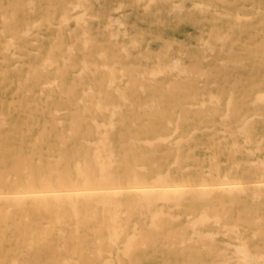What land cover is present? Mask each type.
<instances>
[{"label":"rangeland","instance_id":"374dc122","mask_svg":"<svg viewBox=\"0 0 264 264\" xmlns=\"http://www.w3.org/2000/svg\"><path fill=\"white\" fill-rule=\"evenodd\" d=\"M19 1L0 0V51L9 38V32L1 31V8L9 4L15 6ZM62 1L75 4L67 13L65 23L66 15L60 6ZM24 2L36 7L37 11L33 14L24 11L20 18L23 21L32 16L31 20L38 22V28L32 29L34 34L31 33L19 51L10 50V54L15 55L9 61L2 60L0 54V113L10 117L13 125L2 129L11 136L7 140L0 138V177L14 175L17 168L24 165H33L38 166L34 172L42 176L48 175L50 169L59 173L71 171L75 183L76 166L83 159L80 155L74 158L72 155L82 146L84 133L92 128L93 132L110 133L117 161L112 168L115 175L126 174L128 165L149 167L154 171L148 182L138 185L145 187L142 191L149 190L146 186L152 189L154 185H161L159 178L165 177L167 171L174 179L173 185L192 189L200 185L199 191L194 187L197 194L187 192L182 186L184 192L181 193L186 194L182 197H179L180 192L164 195L150 191L153 195H148L149 191L145 193L144 190L143 195L141 190L128 189L130 191L112 198L115 200L113 205L102 201V197L75 198L79 217L73 214L74 204L68 202L63 210L72 213L61 220L54 213L40 210L38 221L32 224L34 236L44 239L50 235L47 242L54 248V251H47L41 261L51 262L48 257L51 254L55 264H65L64 261L70 264H240L236 248L245 246L258 264H264V165L261 164L264 163V103H257V94L264 95V0ZM76 5L82 7L76 8ZM83 13L86 14L85 22L80 23ZM86 40L90 43L86 44ZM71 50H74V66L63 80L67 87L79 79L82 63L90 64L89 75L84 80L86 86L91 78L102 79V52L108 62H119V70L140 72L150 97L158 100L165 97L172 101L181 96V102L163 110L139 111L141 120L136 119V113L125 111L116 114L110 126L88 125L80 129L71 126L76 113L63 110L59 114L60 123L52 125L48 123L49 112L62 103L58 92L49 98L45 87L46 82L53 80L52 72L38 79V88L33 95L25 97L32 111L21 108L24 97L19 86L29 68L33 65L40 68L50 58L58 59L62 65ZM247 57L251 62L249 65L237 64L234 60ZM182 71L188 74L184 78L191 76L188 82L199 90L197 99L205 100L208 94L223 96L221 105L214 108L208 104L199 109L188 89L184 88L183 76L180 77ZM198 72L203 74L202 78L195 75ZM130 80V75L123 77L121 87L135 97ZM229 95L233 96L235 110L226 107ZM34 100H38V111L33 109ZM149 115L169 116L173 118V126L160 119L150 120L147 124L145 117ZM31 117L34 123L27 126L25 122ZM177 122L180 128L174 133ZM76 129L80 134L68 138V132ZM43 132L51 135L44 138ZM169 133L174 134L170 147L159 146L151 152L141 144L146 139ZM87 138L94 145L100 136L94 133ZM132 140L139 142L133 146ZM229 182L244 186L237 189L233 184L230 190L224 185ZM247 183L250 184L247 186ZM203 184L208 185L204 187ZM212 184L219 186L215 189ZM202 186L207 190L214 186L211 188L213 193L202 191L198 196ZM217 197L223 199L214 202ZM229 198L234 200H227ZM116 201L119 206L115 208ZM10 204L0 199V264H35L32 253L25 250L23 226L18 223L22 221V209L30 206L12 204L15 206L9 218L4 210ZM204 216L211 217V221L198 224ZM212 216H217L218 221L212 220ZM77 220L80 223H76ZM181 228H185L184 232ZM64 245L69 247L68 253L58 249ZM97 252H102L101 257Z\"/></svg>","mask_w":264,"mask_h":264},{"label":"bare ground","instance_id":"6f19581e","mask_svg":"<svg viewBox=\"0 0 264 264\" xmlns=\"http://www.w3.org/2000/svg\"><path fill=\"white\" fill-rule=\"evenodd\" d=\"M73 5H75V4H73V2L72 3H64V1L60 2V6L66 15L64 23L68 20V19H66L67 13L71 10ZM146 6H148V5H146ZM2 7L3 8H1V10L3 11V13L1 12L2 13L1 15H2V20H3V29L1 28V31L2 32H9L8 33L9 38L7 39V42L5 43L3 50L0 51V54H1L2 60L9 61L10 58L15 55V53L11 55L10 50L11 49H13V50L17 49L19 51L22 48V45H24L26 42H28V39L32 33V29L38 28V22L31 20L32 16H29L28 18H26L22 21V19L20 18L21 13L25 11L26 13L33 14L37 11V8L34 6H28L24 2V0H20L19 3L15 6L9 4V5H5ZM53 7H55V6H53ZM75 7L78 8V7H82V6L76 5ZM91 8H93V7H91ZM55 11L56 10H54V12ZM49 15H51V14H49ZM85 15L86 14L83 13L81 15V17L79 18L80 23H82V21L85 22L84 21ZM115 23H116V20H115ZM117 23H118V21H117ZM33 34L34 33H32V35ZM115 36L118 37V34H116ZM85 43L88 44V43H90V41L86 40ZM29 44H30V42H29ZM69 48H71V47H69ZM212 51H211V53H212ZM100 55H102L101 58L103 60L101 69H102L104 76L100 80L91 78L89 80V83L87 86H86V83L84 82V80L89 75V72H90V69H89L90 64L89 63H82V67H81L80 72H79V79L77 80V82H75V84L67 87L63 83L65 76L69 73L70 69L74 66V64L72 62L73 57H74V50H71V52H69L68 60L62 65L59 64L58 59H54V58L51 59L50 58L41 67L39 66L40 68H38V65L31 66L29 68V70L27 71V73L25 74V76L20 81L19 88H20V91L22 92V95L24 97V100L21 101V108H23L25 111H32V108H29V106L27 105L28 102H25V100H26L25 97L28 98V97H31L33 95L34 91L38 88V79L46 77L47 75H49L52 72H54L53 73L54 74L53 80L50 82H46L45 87L48 88L49 98H52L54 93L58 92L59 98L62 101V103L59 102L58 105H56L55 108H53L49 112L48 123L52 124V125H58L60 123L59 114L63 110H65V111L71 110V111L76 113V115L71 120V126H73L74 128L77 127L80 129V127L88 126V125L98 126L99 124H101L100 126H110L114 122V120H113L114 116L116 114L125 113V111H130L133 114L136 113L137 114L136 119L141 120V118L139 117V114H138L139 111H147L149 109L150 110L151 109L163 110V109H167L169 107L178 106L177 104H179L181 102V99H180L181 96L175 97L172 101H169L165 97H163V99H161V100L150 97L148 95V92H147L148 86L145 84V78L143 76L139 75L140 72L137 73V72H135V70L126 71L123 68L119 70L118 69L119 62H115V61L114 62H108L107 58L102 54V52L100 53ZM234 60L237 62V64L249 65L251 63V62H249L250 61L249 57L240 58V59L235 58ZM252 66H253V63H252ZM141 67H143V66H141ZM126 75H130V77H131V80H130L131 86L130 87L135 90V92H136L135 97H132L129 94H127L126 91L123 90L121 87V81H122L123 77H125ZM185 75L188 76V74L184 73V71H182L180 74V77L183 76L181 78H183L182 82L185 85L184 88L188 89V91L190 92V98H192V100L195 102L194 104H196V106L199 109H203L208 104L213 106L214 108L219 107L221 105V102L224 99L223 96L221 97V96H217V95H213V94H208V98H206L205 100L197 99V97L200 96L199 90L197 89V87L194 84L188 82L191 76L184 78ZM195 75H198L201 78L203 77V74L200 72L195 73ZM80 86H82L81 90L79 89ZM204 88H206V86ZM257 96L259 97L257 100V103L262 105L264 103V95L263 94H261V95L257 94ZM134 98H135V100H134ZM34 102H35V106L33 109L38 111V100H34ZM226 107L229 110H235L237 108V106L233 100L232 95H229L228 98L226 99ZM229 110H228V112H229ZM237 115H239V112L237 113ZM126 119H127L126 117H123L124 121H126ZM145 119L147 121L146 122L147 124L150 120H155V119L159 120L160 119V120L168 123L167 125L173 126L172 125L173 124V118L166 116V115H162V116H157V115L156 116H150L149 115V116H146ZM33 121H34L33 117H31L30 120H27L25 122V124L27 126L28 125L31 126L34 123ZM12 126H13L12 120L10 119V117L0 113V130H1L0 131V138H3L4 140L9 139L11 136L10 132L2 131V129H4L6 127H12ZM100 126H99V128H100ZM174 127H175V131H174V133H175L176 129L180 128L179 122H177ZM240 128H242V127H240ZM241 131L243 134H246L244 128H242ZM94 133L98 134L100 136V138L98 141H95L96 143L94 145H91L87 141L89 139L87 137L92 136ZM41 134L43 135L44 138L47 135H51L47 132H43ZM79 134H80L79 130L76 129V131H71L70 133L68 132L67 137L71 138V137H74V136L79 135ZM84 134L86 137H83V139L81 140L82 146L78 149V151L76 153H74L72 155L73 158L76 155H80L81 158L83 159L82 162H78V164L76 166L77 176H76L75 183H73L74 180L72 179L73 174L71 173V171L66 172V173H59L58 171H56L54 169H50L48 175L42 176L41 173L34 172L38 166L35 167L33 165H28V166L24 165L21 168H17V171L19 173L16 172L14 175H7L5 177L1 175V177H0V182L2 185V189H0V199H5L7 202L11 203L9 206H5L6 210H4V211H6V215H8L9 218H10V215H12L11 211L16 204L17 205L19 204L21 206H24V205L30 206L28 208L25 207L22 209L24 211L21 214L22 215V217H21L22 221H20L18 223H20L23 226L22 234L24 235L23 243L25 246V250L29 253H32L33 258L35 259V261H34L35 264H55V262H54L55 257L51 254H50V256L48 255L51 262H43V260L41 261V258L45 257L46 252L47 251H54V248L49 244V242H47V240L49 239L47 237H49L50 235L49 236L47 235V237L44 239H38V238H35V236H34V231L32 230V224L38 221V211L43 210L44 212L54 213V215H56V217H58V219L61 220V219H63L62 217H64L65 215H68V216L71 215L70 214V213H72L71 210H66V211L63 210L64 205L68 204V202H71V204H74L72 207V211H74L73 214L75 216L79 217V214H80L79 213V207H78V204H76L74 201L75 198H91V197L101 198L102 197V199H101L102 201L107 202V203L111 202V205H113L112 202L113 201L115 202V200H113L112 198H114V196H121L128 189H130V190L134 189V191H135V188H136L137 189L136 191L140 192L141 188L142 187L145 188V187L144 186L139 187L138 185L140 183L148 182L154 175L153 174L154 171L149 167H138L137 168L136 166L133 167L131 165H128V171L126 174L123 173L120 176L115 175V173L112 171V168L116 164L117 161L115 159L116 155L113 152V147H112V143H111L112 141L110 140V137H109V135H110L109 131L93 132L92 128H90ZM173 135L174 134L171 135L170 133L167 136L158 135L154 139H146L141 144L146 145L150 149L149 151L153 152L159 146L170 147L172 144L170 142V140H171V137ZM37 141H38V138H37ZM132 141H133L132 142L133 146L136 145L137 142H139L136 140H132ZM121 145H122V143H121ZM242 146H244V145H242ZM62 157H63V155H62ZM18 158H20V156H18ZM63 158H61V159H63ZM70 159H72V158H70ZM67 160L68 159H66V161ZM253 163L255 164V162H253ZM261 164L264 165V163H261ZM151 167H153V166H151ZM230 171H231V169H230ZM13 172H15V171H13ZM29 172H31V173H29ZM225 177H224V180L227 179V177H226V179H225ZM126 180H128V181H126ZM173 180L174 179H172L170 172L167 171V174L165 177L162 178V175H161L159 178L160 183H162L161 185H159V184L154 185L151 187L152 189H150V186H146V189L149 188V190L146 191L145 189H143V191L145 190V193L149 191L148 195L149 194L153 195V193H150V191H154V193L157 192L158 194L166 193V195L167 194H174L175 195L177 192H178V194L180 192L179 197H182V194H183V196L186 195L185 193H181L183 191L182 189H184V187L187 188V189H185L187 192L194 191L195 193L192 192L193 194H197L196 190H198L200 187V185H198L199 186L198 188L196 186H194L197 188L196 190H194V187L192 189V187L182 185V186H184L182 188V186L179 187L178 185H173ZM156 182H157V180H156ZM260 182H263V181H260ZM255 183H257V182H255ZM233 184H235V183H232V182L231 183L230 182L224 183V185L229 186L230 190H232L231 188H233V186H232ZM248 184H250V183H247L246 185L248 186ZM253 184H254V182L252 183V185ZM125 185H127V186H125ZM207 185L203 184L204 187L205 186L207 187ZM212 185H214V184H212ZM238 185H239V183H238ZM240 185H241V182H240ZM190 186H192V185H190ZM203 186H202V189H203ZM210 186H209L208 190H207V188L201 190V192L198 196L202 195V191H204V193H205V191H207V192L212 191V193H213L214 190H212L211 188H213L215 185L211 188H210ZM216 186L218 187L219 185L217 184ZM216 186L214 187L215 189H216ZM236 186H237V184H235L234 187H236ZM241 186L243 188L244 185L242 184ZM241 186H237V189L241 188ZM223 187H225V186H223ZM138 188H140V189H138ZM6 189H9L12 191L9 192ZM130 190H128V191H130ZM143 191L141 190L142 194L144 193ZM165 197H167V196H165ZM146 198L147 197H145V200H146ZM159 198H160V196H159ZM167 199H169V198H167ZM167 199H166V201H167ZM175 199L177 200V198H175ZM221 199H223V198L217 197V199L214 202H218ZM162 200H159V201H162ZM227 200L233 201L234 199L229 198ZM139 201H136V202L139 204L140 203ZM147 201H149V200H147ZM150 201H152V200H150ZM101 202L99 201V203H101ZM107 203H106V205H108ZM12 204H15V205L11 206ZM118 204H119L118 201H116V203L114 204L115 208L117 206H119ZM139 207H141V206L139 205ZM141 209L142 208H140L139 210H141ZM148 211L149 210H147L146 212H148ZM114 213L116 214V212H114ZM95 216H97L96 213H95ZM199 216H200L199 218H201V215H199ZM214 217H216V218H214ZM214 217L212 216V220L214 219L215 221H218L217 220L218 217L217 216H214ZM72 219L70 218V220H72ZM87 219H89V218H87ZM203 219L204 220L201 219V221H199V220L198 221L196 220V221L199 222L198 224H204L206 221L210 220L211 217L209 219V217L204 216ZM66 221H69V220H66ZM210 221H208V223ZM77 222H78V220L76 221V223ZM103 222H104V220H103ZM140 222H141V220H140ZM78 223H80V221ZM192 223H193V221H192ZM215 224H216V222H215ZM75 226H77V225H75ZM142 226L146 227V225H144V224H142ZM186 226H184V227L186 228ZM134 228L136 229V227H134ZM185 228H183V229H185ZM77 229H78V226H77ZM148 229H149V227H148ZM181 229H180V231L184 232V230L183 229L181 230ZM59 232L61 233V230ZM146 232H147V230H146ZM114 234L117 235L118 233L115 232ZM176 235L178 236V234H176ZM206 236L209 237L208 234ZM115 239H116V237H115ZM100 241H102V240H100ZM211 246L213 247L212 244H211ZM51 247H52V249H51ZM58 249H60V251L61 250L65 251L66 253L69 252V247L67 245H64L62 248H58ZM246 249L247 248L245 246L239 247L238 249L236 248V251L238 252V250H239V254H240L238 256L240 259L239 263L240 264H258L257 260L254 259V257L251 254H248ZM118 253H119V250H118ZM93 254H92L93 257H95V256L97 257L96 253H95V256ZM97 254L101 255L102 252H100V253L97 252ZM111 254H112V252H111ZM118 256H119V254H118ZM258 259H260V257ZM64 263L70 264V262H68V261L67 262L64 261ZM92 263H94V262H92ZM12 264H21V263L12 262ZM85 264H88V263H85ZM104 264H108V262H105Z\"/></svg>","mask_w":264,"mask_h":264}]
</instances>
